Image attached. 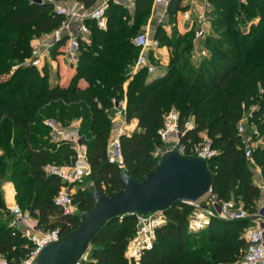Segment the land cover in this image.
Returning <instances> with one entry per match:
<instances>
[{
    "label": "trees",
    "instance_id": "16d2710c",
    "mask_svg": "<svg viewBox=\"0 0 264 264\" xmlns=\"http://www.w3.org/2000/svg\"><path fill=\"white\" fill-rule=\"evenodd\" d=\"M78 1L87 8L96 3ZM183 1L170 0L169 24L186 10ZM208 3L209 27L203 38L207 54L195 57L194 30L169 33L163 24H156L155 39L168 47L170 58L166 73L150 79L146 69L134 72L140 48L132 40L152 18L153 0H136L134 11L110 1L107 28L99 29L87 20L90 42L82 45L69 84L60 85L51 82L47 66L41 72L22 63L31 54L32 40L60 28L65 17L47 0H0V79L8 76L0 80V258L17 264L32 248L7 209L4 182H13L17 203L37 220L39 229L59 228L63 238L79 228L81 213L94 207L92 183L107 195L122 187V169L108 157L112 119L116 103L122 100H126V120L138 119L132 134L120 136L126 171L136 181L156 169L155 152L164 146L159 131L165 115L177 109L182 126L189 119L195 124L183 142L201 141L205 133L219 152L207 163L213 193L256 211L262 196L256 167L264 180V0ZM65 40L52 49L54 57ZM82 79L86 86L80 85ZM250 113L259 132L253 137L263 141L254 149L253 162L245 156L238 130ZM78 121L91 174L84 183L89 187L73 195L78 214L65 216L54 204L62 182L47 174L45 167L75 162L74 143L56 141L52 134L57 125L68 128ZM192 209L175 202L164 211L166 223L158 228L154 246L140 264H238L248 245L244 237L248 219L214 218L208 227L191 232ZM135 231V215L110 220L91 243L94 264H136L125 257Z\"/></svg>",
    "mask_w": 264,
    "mask_h": 264
},
{
    "label": "built area",
    "instance_id": "2783aa9c",
    "mask_svg": "<svg viewBox=\"0 0 264 264\" xmlns=\"http://www.w3.org/2000/svg\"><path fill=\"white\" fill-rule=\"evenodd\" d=\"M54 5V10L57 14L63 15L65 21L63 25L54 30L52 33L46 34L40 38L34 39L32 43V51L29 57L22 63L23 66L36 67L39 71H43L45 64V54L50 51L56 44L61 42L64 37L67 41L65 53L70 60L77 65L79 60V53L84 43H89L91 39V27L87 20L95 22L99 29L107 28L106 11L109 7V2H118L120 0H103V3L93 9L88 10L84 4L73 6H64L57 3V0H47ZM129 3L135 4L136 0H128ZM204 12L199 16L200 26L195 29V40L203 39L209 27L207 18L208 0H204ZM170 0H153V7L160 6L163 9V15L158 19V24L165 22V15ZM65 42L63 44H65ZM132 42L140 48V53L136 62L137 69H146L150 75L156 73V65L151 61L147 50L153 47H159V41L155 38H150L149 32H140L136 35ZM62 44V45H63ZM205 48L198 51V58L206 55ZM116 115H124L126 111V100L116 103ZM255 110V107L252 108ZM250 116L252 114L250 113ZM195 126L194 121L189 119L184 126L180 124V112L177 109H172L164 117V125L159 133L164 143L163 148H159V154L171 146H175L179 153L184 156L194 157L199 156L204 158L207 163L210 159L218 155V150L212 147L210 138L203 137L201 141L192 142L187 140L183 142V138L187 132ZM239 133L242 136L244 144V152L247 159L253 162L254 142L253 135L245 134V129L241 123L238 127ZM256 134L259 132L256 130ZM74 143L77 150V158L71 165H47L45 170L47 174L58 177L62 182V187L54 198V204L59 211L65 216L78 214V207L74 202L72 187L77 184H84L86 178L91 174V168L87 160V152L80 149V136L78 131H72L69 139ZM109 161L118 165L120 169L126 170V163L124 161L120 140L114 141L110 144ZM264 182V180H263ZM262 196L257 203V209L251 213L244 208L241 202L235 199L221 200L212 190L205 195V198L210 195V199L205 205L200 206V210L194 213L189 222V230L191 232H198L208 227L214 218H224L227 220H242L252 218L255 225L250 227L245 238L247 240V248L244 251L238 264H260L264 260V183L260 184ZM204 198V197H203ZM202 198V199H203ZM200 202V201H199ZM195 204H198L195 203ZM198 206V205H196ZM8 211L13 215L15 221L19 220L26 223L32 221L34 218L29 211H24L18 203L7 205ZM136 217V231L129 239L125 253L126 259L132 263L140 264L145 253L151 250L154 246L157 230L166 223L167 217L164 211H157L147 215H140L131 213ZM125 215L119 216L123 219ZM31 242L32 248L29 254L17 264H34L42 249L48 244L57 242L63 239L59 228L49 230H41L37 227V222L27 226L23 233ZM96 260L90 257L88 251L82 255L77 264H94ZM0 264H11L8 259L0 258Z\"/></svg>",
    "mask_w": 264,
    "mask_h": 264
},
{
    "label": "water",
    "instance_id": "95a60500",
    "mask_svg": "<svg viewBox=\"0 0 264 264\" xmlns=\"http://www.w3.org/2000/svg\"><path fill=\"white\" fill-rule=\"evenodd\" d=\"M120 183L122 187L112 195L92 183L90 194L95 205L81 213L79 228L48 244L34 264H77L96 234L113 218L165 211L175 202L194 205L212 190L213 174L204 158L181 155L171 146L161 153L156 169L146 178L136 181L123 170Z\"/></svg>",
    "mask_w": 264,
    "mask_h": 264
},
{
    "label": "crops",
    "instance_id": "0c3cea01",
    "mask_svg": "<svg viewBox=\"0 0 264 264\" xmlns=\"http://www.w3.org/2000/svg\"><path fill=\"white\" fill-rule=\"evenodd\" d=\"M119 2L126 5L127 7L132 9V11H134L135 4L129 3L128 0H120ZM57 3L60 5H64V6H73L75 4H78V5L83 4L81 1H78V0H57ZM102 3H103V0H96V3L93 6H91L88 10L93 9L101 5ZM183 5L186 7V10H182L177 13L178 28H179V32L182 34L190 31L191 29L195 31V29L200 26L198 20H199V16L204 12L205 2L204 0H184ZM163 12L164 11L160 6H157V7L154 6L152 8V15L154 16H152V19L150 18V22L147 26V29L151 27V25L155 22V20L158 21V19L161 18V16L163 15ZM167 17L168 15H165V22L163 23V25L168 31V28H172V27L166 22ZM204 42H205L204 39H200L198 41L194 40L195 57H198L197 55L198 51L204 48L203 47ZM66 44H67V41L65 42V44L60 46V48L58 49L59 54L56 55L55 57L52 55L51 49L45 54V64L47 68H49L50 80L54 84L59 83L60 85H68L72 77L76 73V64L73 63L70 60L69 56L65 53ZM147 53L149 54L151 61L156 65V73L160 67H164L165 70L162 71V73L159 76L164 75L167 71L168 64H169V58H170V52H169L168 47L167 46L153 47L150 50H147ZM137 71H139V69L135 67L134 72H137ZM151 78H154V77H151ZM80 85L86 86L87 82L84 79H82L80 81ZM112 120H113V127L111 131L110 144H112L116 140H120V136L124 133L129 134V135L132 134L138 127V119H133L128 122L124 115H116V110H115V115ZM72 131H77V130L76 128L73 130H71L70 128H64V130L62 131V134L58 133V135H57V132L55 131V134L53 135L54 139L56 141H59L62 139H69ZM201 135L205 136L206 134L202 133ZM80 149L82 151L87 152V148L85 145H80ZM255 172H256L257 183L258 184L264 183L263 177L261 174V169L259 167H256ZM5 183L6 184L3 185V190H4L6 206L12 205L14 203L16 204L17 203L16 190H15V186L13 182L8 181ZM248 221H249V224L244 230V237H245L247 230L250 227L255 225V221H253L252 218H249ZM36 222L37 220L33 219L32 221L28 223L21 221V220L15 223L13 222V223L17 225V227L24 233L28 225H31V224L35 225ZM260 264H264V260Z\"/></svg>",
    "mask_w": 264,
    "mask_h": 264
},
{
    "label": "rangeland",
    "instance_id": "374dc122",
    "mask_svg": "<svg viewBox=\"0 0 264 264\" xmlns=\"http://www.w3.org/2000/svg\"><path fill=\"white\" fill-rule=\"evenodd\" d=\"M152 16H154V15H152ZM152 19V18H151ZM167 19H168V17H167ZM170 20H172V19H168V24H169V22H170ZM153 21H154V19H153ZM149 22H150V19L148 20V23H147V25H145L144 26V29L142 30V31H140V32H149V35H150V38H155V32H156V24H158V22L155 20V22L151 25V27L150 28H148L147 29V26H148V24H149ZM174 23L175 24H169L171 27H173V28H168V31H169V33H171L172 31H174V32H179V28H178V20H177V15H176V17H175V20H174ZM38 38H40V37H38ZM35 39H37V38H35ZM34 40V39H33ZM33 40H32V42H33ZM165 70V68L164 67H160L159 68V70L157 71V73L154 75H150L151 77H156V76H159L161 73H162V71H164ZM8 76H5V77H3V79H6ZM150 77V78H151ZM2 78L0 79V80H3ZM53 81V80H52ZM243 124V126H244V131H245V134H248V135H253V134H255V131H256V125H255V123L254 122H252L251 121V116H250V114H246V116H245V118L244 119H242L241 120V122L238 124V127L240 126V124ZM74 125H75V127H74ZM73 126V127H72ZM72 126L71 127H68V128H70L71 130H73V129H75L76 128V130L79 128V126H80V124H79V121L78 122H75V123H73L72 124ZM64 130V128H61L59 125H57L55 128H54V132H53V134L52 135H54L55 134V131L57 132V135H58V133L59 134H62V131ZM61 132V133H60ZM207 135H201V137H202V139H203V137H206ZM208 137V136H207ZM201 139V140H202ZM211 140V139H210ZM263 143V141L261 140V138H259V137H256V138H254V142H253V144H252V146L254 147V148H256V147H258L259 145H261ZM81 145H84L82 142H81ZM215 149V148H214ZM155 155L156 156H159L160 157V154H159V150L157 149L156 150V152H155ZM52 165H56V163H52ZM6 182H8V181H6ZM6 183L4 182V184L3 185H5ZM89 187V184H84V185H81V186H78V184L76 185V186H74V187H72V189H71V192L73 193V195H74V197H76L77 195H79V193H80V189H87ZM4 191V190H3ZM213 192V191H212ZM207 199H208V201H209V199H210V195H208L206 198L204 197L203 199H201L200 200V202H198V204H194V205H192V207H193V209H192V212H191V214H190V219H191V217L192 216H194V213L195 212H198L199 210H200V206L201 205H205L206 203H207ZM196 205H198V206H196ZM126 249H127V247H126ZM126 249H125V253H126ZM91 250H92V246L90 245V247H89V249H88V253L89 254H91Z\"/></svg>",
    "mask_w": 264,
    "mask_h": 264
}]
</instances>
